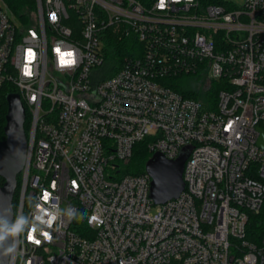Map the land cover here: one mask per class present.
<instances>
[{"label":"built area","instance_id":"2783aa9c","mask_svg":"<svg viewBox=\"0 0 264 264\" xmlns=\"http://www.w3.org/2000/svg\"><path fill=\"white\" fill-rule=\"evenodd\" d=\"M28 20L0 3V104L16 92L29 123L7 264H264V234L247 238L264 0H35ZM183 75L194 88L170 85ZM142 140L169 159L191 147L176 198L153 204L148 174L121 172Z\"/></svg>","mask_w":264,"mask_h":264},{"label":"water","instance_id":"95a60500","mask_svg":"<svg viewBox=\"0 0 264 264\" xmlns=\"http://www.w3.org/2000/svg\"><path fill=\"white\" fill-rule=\"evenodd\" d=\"M6 114L4 137L0 139V264H7L11 250V224L14 210L12 198L17 175L23 168L27 153V136L24 130L25 108L16 92L5 95ZM257 144L264 147V130L258 128ZM191 147H184L173 159L156 151L145 162L150 177L149 197L153 204L176 198L184 188L183 165Z\"/></svg>","mask_w":264,"mask_h":264},{"label":"trees","instance_id":"16d2710c","mask_svg":"<svg viewBox=\"0 0 264 264\" xmlns=\"http://www.w3.org/2000/svg\"><path fill=\"white\" fill-rule=\"evenodd\" d=\"M9 11L14 14L22 23H28L29 17L34 13L35 10V0H3ZM203 3L221 4L223 0H201ZM128 39H124L121 42L116 41V36L110 38L104 43V53L108 63H115L119 59V56L128 53ZM175 89L182 90L180 85L172 84ZM211 91H215V84H211ZM12 92V91H10ZM184 92V91H183ZM187 94H190L189 92ZM214 92L212 94L211 101L214 102ZM6 101L2 100L0 104V139L4 137L3 126L5 124V114H6ZM24 130L27 135L28 132V111H25L24 119ZM152 155V153L147 149L145 145V140L139 141L133 147L132 154L130 158L121 164V172L123 174H141L145 172V162ZM17 184L12 198L13 210L16 208V195L20 181V174L17 175ZM3 179L0 177V184H2ZM264 234V200L260 210L257 213H252L249 215V220L247 224V238L251 240H258V238Z\"/></svg>","mask_w":264,"mask_h":264},{"label":"rangeland","instance_id":"374dc122","mask_svg":"<svg viewBox=\"0 0 264 264\" xmlns=\"http://www.w3.org/2000/svg\"><path fill=\"white\" fill-rule=\"evenodd\" d=\"M223 1L230 2L234 6H237V7L242 6L243 3H244V0H223ZM0 3L5 5V3H4L3 0H0ZM10 14L13 15L14 16V19L17 21V17L14 14H12L11 12H10ZM174 83H177L183 89H189V88L191 89V88H194L195 87V84H193V82L191 81V78L188 77V76H184V75L183 76H180V77H176L174 79Z\"/></svg>","mask_w":264,"mask_h":264},{"label":"snow or ice","instance_id":"6c2138e0","mask_svg":"<svg viewBox=\"0 0 264 264\" xmlns=\"http://www.w3.org/2000/svg\"><path fill=\"white\" fill-rule=\"evenodd\" d=\"M161 3L163 4V0H161ZM45 199H47V194L45 195Z\"/></svg>","mask_w":264,"mask_h":264}]
</instances>
